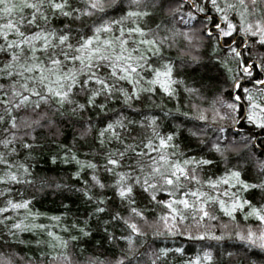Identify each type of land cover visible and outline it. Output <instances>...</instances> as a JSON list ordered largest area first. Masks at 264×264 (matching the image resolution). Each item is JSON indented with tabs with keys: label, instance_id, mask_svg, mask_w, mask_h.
<instances>
[{
	"label": "snow or ice",
	"instance_id": "snow-or-ice-1",
	"mask_svg": "<svg viewBox=\"0 0 264 264\" xmlns=\"http://www.w3.org/2000/svg\"><path fill=\"white\" fill-rule=\"evenodd\" d=\"M181 39L212 42L229 99L166 109L181 86L204 99L174 79L166 52ZM225 121L264 131V0H0V264H173L185 249L156 242L177 237L264 252V142L257 155L254 135L229 140ZM37 152L63 175L37 176ZM230 155L255 175L211 171ZM37 194L57 196L60 214L34 210ZM100 232L119 256H83ZM234 260L204 248L182 264Z\"/></svg>",
	"mask_w": 264,
	"mask_h": 264
},
{
	"label": "trees",
	"instance_id": "trees-1",
	"mask_svg": "<svg viewBox=\"0 0 264 264\" xmlns=\"http://www.w3.org/2000/svg\"><path fill=\"white\" fill-rule=\"evenodd\" d=\"M159 13L157 14V22H159ZM196 27H199L198 24L193 22ZM211 41L207 39L204 40L203 45L199 48H192L189 49V45L186 41L181 39L179 44L176 48L168 50L166 55L174 61L175 68H174V79L177 80H184L186 85L189 87L199 88L201 90V95L204 99H200L198 97H189L187 93H184L183 86L179 88V93L181 94L177 99L169 100L166 97L164 98V104L166 105V109H173L177 104L180 106L181 111H190V106L192 103L201 104L202 107H208L213 100V98L223 92L224 98L227 100L229 99L227 95V85H223L220 81L212 79V77L217 76L215 70L211 69V62L209 61V56L211 55ZM181 50L184 51H191V55L197 56L200 59L201 64L208 65V68L201 67L191 61L190 56L182 55ZM195 68L196 71L192 69ZM157 102H160V97H157ZM181 119H184L181 117ZM170 123L175 124L176 121H170ZM224 126L228 131L225 135L228 137L229 140L231 139H239L240 135L243 136H252L254 135L257 139V144L255 145L253 151L259 155L262 151L260 147V142H264V131L260 129H256L247 124V122H242L239 125H236L233 128L230 122L225 121L223 122ZM191 126V125H189ZM239 133L240 135H237ZM211 135V133H209ZM68 139H71V130H68ZM194 148V146H193ZM47 149H44V153L47 154ZM36 157V160L33 161L35 164V172L37 176H55L59 173V175H63V171L61 169H65L66 166L64 165H51L49 163H45L44 157L39 153L33 154ZM231 163L225 164L221 162L218 165V169H212L211 171L215 172L216 175H222L225 168H232L238 167L239 170L242 171L244 174V178L248 179L255 175L254 170H250L248 168L246 158H241L237 160L234 155H230L229 157ZM55 170V171H53ZM259 194L257 193V198ZM69 203L72 212L76 213L80 218H83L85 213L86 206L83 205L80 200L72 196L69 200L65 201ZM35 209L37 211L45 212L48 215H58L62 211L59 206V198L57 196H53L51 194L44 195V194H37V198L34 202ZM71 218V217H69ZM95 227V226H94ZM102 232L95 233L93 237L86 238L83 241L78 243V247L85 249L83 256L87 257L92 254L101 255V259L104 258H113V256H119V248L122 246V242L119 246L108 244L104 242L103 245L97 244V241L100 240ZM25 238H30L26 235ZM157 245L159 246H166V247H177L182 246L185 249L183 257H173L170 256L169 260L173 262V264H182L183 259L195 257V255L200 252L204 248H210L213 252L214 256L224 250L225 252L231 251L233 253L240 254V260H234L233 264H252L255 261V264H264V252H260L259 250H251V254L247 256V258L243 255L244 246L240 244L239 241L234 239H229L221 242H216L212 240H204V241H191L188 240L186 237H177L175 239H168V240H158ZM23 248V246H19ZM11 251L10 249L0 247V252L7 253ZM27 252L28 255H32L31 252H28L26 248L20 254L23 255ZM36 255H39L37 252ZM226 258V257H225Z\"/></svg>",
	"mask_w": 264,
	"mask_h": 264
}]
</instances>
